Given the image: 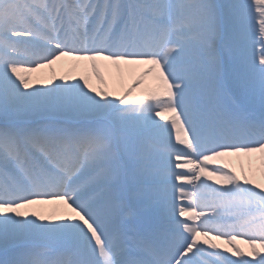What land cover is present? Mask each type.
Returning a JSON list of instances; mask_svg holds the SVG:
<instances>
[{"label": "snow or ice", "instance_id": "snow-or-ice-1", "mask_svg": "<svg viewBox=\"0 0 264 264\" xmlns=\"http://www.w3.org/2000/svg\"><path fill=\"white\" fill-rule=\"evenodd\" d=\"M0 264H264V0H0Z\"/></svg>", "mask_w": 264, "mask_h": 264}, {"label": "bare ground", "instance_id": "bare-ground-1", "mask_svg": "<svg viewBox=\"0 0 264 264\" xmlns=\"http://www.w3.org/2000/svg\"><path fill=\"white\" fill-rule=\"evenodd\" d=\"M72 63L73 62H70L68 64V62H64L63 63V67L57 66L56 74H60L61 72L66 70V68L68 66H71ZM144 68H145V66H139L135 71H129L127 69V67H126L125 68V73L127 75L128 81L130 83L131 82H135L137 80V78L140 76V73L144 70ZM81 71H82L81 68L72 69V67H71V70H70L69 73L70 74H74V75H79L81 73ZM45 72L48 75H51V70H45ZM122 79L124 80L125 78L120 72L115 71L114 73H112L111 76H110V79H109L110 80L109 84H110L111 88L113 90H116V91H121V88L126 86L125 82ZM230 159L233 162V164H234V162H236L235 158H230Z\"/></svg>", "mask_w": 264, "mask_h": 264}, {"label": "rangeland", "instance_id": "rangeland-1", "mask_svg": "<svg viewBox=\"0 0 264 264\" xmlns=\"http://www.w3.org/2000/svg\"><path fill=\"white\" fill-rule=\"evenodd\" d=\"M256 54H257V56L259 55V45H257V49H256ZM70 62H68V64H69ZM147 66H145V68H146ZM70 70H71V66H68L67 68H66V70H64L63 72H61L60 74H57L58 76L59 75H62V74H68L69 72H70ZM116 70L113 68L112 70H111V72L108 74V79H110V76H111V74L112 73H114ZM123 76H124V82H125V84H126V86L125 87H122L121 88V92L122 91H124V90H126L127 88H129V87H131V86H133L134 84H135V82H129L128 81V79H127V75H126V73H125V70L123 71V73H121ZM139 78V77H138ZM137 78V79H138ZM110 81V80H109ZM94 83H95V81H94ZM150 86H155V82H154V80H153V77H151V76H149V77H147L146 79H145V82H144V84L143 85H141V87L140 88H138V90H137V92L135 93V95H139L141 92H144L145 90H147ZM156 119L160 122V123H165V121H163V120H160V118L159 117H156ZM236 159V158H235ZM234 165H236L237 167H238V164H237V160H236V162H234ZM209 183H211V182H209Z\"/></svg>", "mask_w": 264, "mask_h": 264}]
</instances>
